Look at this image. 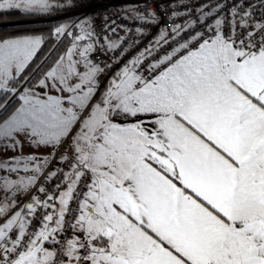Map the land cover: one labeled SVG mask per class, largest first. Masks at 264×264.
<instances>
[{
	"label": "snow or ice",
	"instance_id": "obj_1",
	"mask_svg": "<svg viewBox=\"0 0 264 264\" xmlns=\"http://www.w3.org/2000/svg\"><path fill=\"white\" fill-rule=\"evenodd\" d=\"M90 3L0 0V264H264V0Z\"/></svg>",
	"mask_w": 264,
	"mask_h": 264
},
{
	"label": "trees",
	"instance_id": "obj_2",
	"mask_svg": "<svg viewBox=\"0 0 264 264\" xmlns=\"http://www.w3.org/2000/svg\"><path fill=\"white\" fill-rule=\"evenodd\" d=\"M12 16V17H11ZM16 16H19L17 14H8L6 16H3L5 18H8V20H10L9 18H15ZM2 16H0V18H3ZM7 20V19H4ZM15 20V19H14ZM68 22H70L69 19H65ZM60 22H64L61 19H56V20H51V21H46L43 26H39V25H33V24H18V25H6V26H2L0 27V34H16V33H25V32H43L46 33L48 31V29H50L54 24L56 23H60ZM36 26H39L40 28H37ZM65 43H67V41H65ZM63 45H61V50H63Z\"/></svg>",
	"mask_w": 264,
	"mask_h": 264
},
{
	"label": "built area",
	"instance_id": "obj_3",
	"mask_svg": "<svg viewBox=\"0 0 264 264\" xmlns=\"http://www.w3.org/2000/svg\"><path fill=\"white\" fill-rule=\"evenodd\" d=\"M123 0H91V3L88 6L83 8L76 9L75 15H71L69 17H65V19H75L76 16L83 15H95L98 12L104 11H115L116 7L119 6ZM49 20H56L60 18H43Z\"/></svg>",
	"mask_w": 264,
	"mask_h": 264
},
{
	"label": "rangeland",
	"instance_id": "obj_4",
	"mask_svg": "<svg viewBox=\"0 0 264 264\" xmlns=\"http://www.w3.org/2000/svg\"><path fill=\"white\" fill-rule=\"evenodd\" d=\"M4 19H7V20H4ZM9 19L10 20H8V18H5V17L0 18V27L6 26V25H18V24L20 25V24H24V23L43 26V25H45L44 23L46 21H51L49 19H43V18H22L20 16H16L13 19L12 18H9ZM39 26H36V27L40 28Z\"/></svg>",
	"mask_w": 264,
	"mask_h": 264
}]
</instances>
